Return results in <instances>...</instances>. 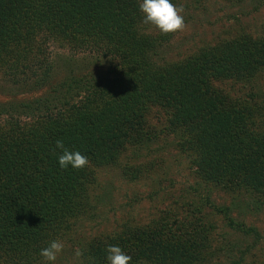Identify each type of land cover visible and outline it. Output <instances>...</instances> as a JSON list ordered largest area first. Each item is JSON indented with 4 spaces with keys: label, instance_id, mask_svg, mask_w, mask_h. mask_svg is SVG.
I'll list each match as a JSON object with an SVG mask.
<instances>
[{
    "label": "trees",
    "instance_id": "16d2710c",
    "mask_svg": "<svg viewBox=\"0 0 264 264\" xmlns=\"http://www.w3.org/2000/svg\"><path fill=\"white\" fill-rule=\"evenodd\" d=\"M140 3L0 0V264H51L41 249L87 215L96 169L119 166L135 180L142 170L121 166L122 155L166 136L201 183L232 201L216 205L207 193L185 222L176 214L84 240V264H109V245L130 264L208 262L217 252L209 250L213 225L203 223L208 206L227 226L256 231L230 212L264 205V25H240L167 60L166 34L149 31ZM57 140L90 163L61 168Z\"/></svg>",
    "mask_w": 264,
    "mask_h": 264
},
{
    "label": "rangeland",
    "instance_id": "374dc122",
    "mask_svg": "<svg viewBox=\"0 0 264 264\" xmlns=\"http://www.w3.org/2000/svg\"><path fill=\"white\" fill-rule=\"evenodd\" d=\"M181 5L185 27L182 31L166 34L167 42L162 53L167 60L196 52L228 31L235 32L240 25L254 31H260L264 25V0H187L176 6ZM149 28V31L163 34L154 25L149 24ZM66 52L56 49V53L65 55ZM57 60L58 63L62 61ZM218 86L227 89L229 83H219ZM169 137H160L158 143L141 149L136 157L130 149L122 155L121 166H139L142 170L135 180L124 177L119 166L96 169L90 209L61 239L64 248L54 264H84L83 255L77 257L75 254L77 250L82 253V248L87 246L83 245L84 240L102 239L125 226H152L176 217V214L185 222L191 217V208L201 205L207 193L216 205H227L232 201L234 194L228 196L200 182L186 153L176 146L175 139ZM239 198L242 200L243 196ZM259 207L250 210L247 206H235L230 212L233 218L242 220L245 227L256 229L250 234L227 226L221 213L210 215L209 206L202 209L203 223L206 227L213 225L208 232L209 250L215 248L217 251L203 264H232V260L240 256H245L244 264L264 259V205Z\"/></svg>",
    "mask_w": 264,
    "mask_h": 264
},
{
    "label": "clouds",
    "instance_id": "9594fccd",
    "mask_svg": "<svg viewBox=\"0 0 264 264\" xmlns=\"http://www.w3.org/2000/svg\"><path fill=\"white\" fill-rule=\"evenodd\" d=\"M139 8L143 13V23L154 25L163 34L182 31L185 27V20L182 15L183 6L178 7L171 0H142ZM56 148L62 152L58 157V163L61 168L66 169L71 165L75 169H83L90 163L88 157L80 151L67 149L62 140L56 141ZM63 248L64 243L59 239H55L46 248L41 249L40 255L46 262L54 264ZM106 252L108 253L107 260L109 264H130L132 260L130 255H127L121 247L116 245H109L106 248ZM75 254L77 257L82 255L79 250Z\"/></svg>",
    "mask_w": 264,
    "mask_h": 264
}]
</instances>
